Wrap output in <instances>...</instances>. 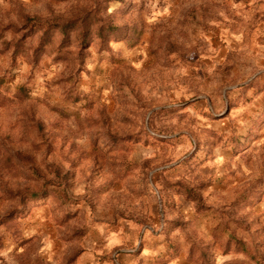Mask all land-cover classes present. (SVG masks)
I'll return each mask as SVG.
<instances>
[{
    "label": "rangeland",
    "instance_id": "374dc122",
    "mask_svg": "<svg viewBox=\"0 0 264 264\" xmlns=\"http://www.w3.org/2000/svg\"><path fill=\"white\" fill-rule=\"evenodd\" d=\"M76 4L0 0V264H264V0H109L83 61L4 49Z\"/></svg>",
    "mask_w": 264,
    "mask_h": 264
},
{
    "label": "trees",
    "instance_id": "16d2710c",
    "mask_svg": "<svg viewBox=\"0 0 264 264\" xmlns=\"http://www.w3.org/2000/svg\"><path fill=\"white\" fill-rule=\"evenodd\" d=\"M72 1L78 4L72 9L70 16L56 15L54 12H50L48 16L26 14L23 15L20 27L9 26L4 28L6 31L11 30L12 34L17 36L12 37L10 41H3L4 49L14 48L12 49L14 57L21 54L25 55L29 52L25 48L26 40L36 37L37 45L30 48L34 59H39L48 49H53L57 53V60H65V56L71 54L74 49L76 51L75 58L83 61L88 55L87 50L91 44H96L105 49L111 40L122 39L119 33L124 28L114 25L111 16L106 15L109 0ZM34 172L41 176L37 170L34 169ZM48 182V184L55 183L54 181ZM18 194H22L20 202L22 201L24 204L28 200H36L46 196L48 189L42 185L34 190L25 189Z\"/></svg>",
    "mask_w": 264,
    "mask_h": 264
}]
</instances>
